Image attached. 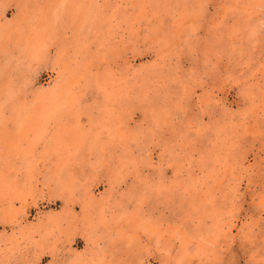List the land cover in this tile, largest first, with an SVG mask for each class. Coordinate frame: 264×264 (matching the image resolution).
I'll return each instance as SVG.
<instances>
[{
  "label": "rangeland",
  "instance_id": "374dc122",
  "mask_svg": "<svg viewBox=\"0 0 264 264\" xmlns=\"http://www.w3.org/2000/svg\"><path fill=\"white\" fill-rule=\"evenodd\" d=\"M0 264H264V0H0Z\"/></svg>",
  "mask_w": 264,
  "mask_h": 264
}]
</instances>
